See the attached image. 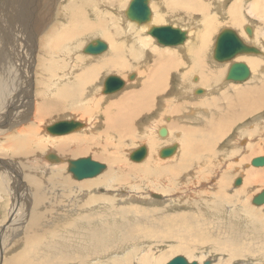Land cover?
<instances>
[{"label": "bare ground", "instance_id": "bare-ground-1", "mask_svg": "<svg viewBox=\"0 0 264 264\" xmlns=\"http://www.w3.org/2000/svg\"><path fill=\"white\" fill-rule=\"evenodd\" d=\"M130 1L0 0V105H6V109L0 107V200L2 193H11L14 198L13 217L0 227V249L5 235L13 230L10 239L21 250L11 248L8 255L20 264H48L38 260L40 251L56 246L52 237L75 248L73 252L61 246L54 248L57 253L61 248L59 259L66 263L74 258L97 257L94 264H106L104 258L119 255L113 250L120 245L143 241L131 252L123 251V258H110V264H166L171 253L151 248L159 240L171 242L186 236L193 240V246L208 244L206 231L199 229L200 216L194 215L199 213L181 212L156 220L139 205L121 207L123 199H139L144 204L170 200L174 204V197H188L185 200L194 210L201 209L204 218H209L207 213L218 218L222 233H234V238L209 240L225 247L229 261L264 248L261 231L248 229L249 217L244 213L256 191L264 188V165L257 172L240 167L251 164L249 155L256 150L254 146L261 153L264 148L258 143H264V0H212L216 16L207 19L191 7L202 0H147L150 17L144 23L125 16ZM114 12L123 18L121 27ZM184 18L188 22H183ZM58 20L65 21L56 23ZM47 25L55 35L42 33ZM153 25L177 26L184 30L186 39L174 48L158 45L147 32ZM246 27L251 35L245 32ZM227 28L260 53L235 55L223 63L215 61L216 37ZM36 36L45 57L32 52ZM95 39L104 42L106 49L98 55L83 53L86 44ZM13 45L16 47L11 48ZM147 60L160 66V72L145 67ZM236 61L250 70L244 82L225 80L230 64ZM126 62H134V69L126 70ZM109 75L119 77L123 86L106 95L102 93L103 82ZM32 84L45 88L38 89L44 94L38 100ZM149 87L162 88L150 92ZM197 89L201 93H196ZM111 97H117L118 102L108 101ZM204 98L207 103L198 106L196 102ZM62 112L82 127L56 140L58 137L49 135L46 127L70 120L56 117ZM51 119L53 122L48 123ZM161 127L167 132L162 139L154 134ZM173 131L177 132L176 140L169 135ZM136 137L140 140L133 143ZM252 138L261 141L251 145ZM173 144L176 151L162 158L160 150ZM140 145L146 146L145 157L139 163L129 162L130 153ZM14 154L27 155L28 164L14 163ZM78 155L104 161L105 169L91 179L72 180L66 169L70 158ZM231 173L236 174L232 184L236 176L242 179L240 187L228 186ZM154 186L166 194L172 190L179 193L169 199L156 192L150 193L154 200L139 198ZM204 186L211 187V194L206 190L197 194L196 188ZM95 188L103 189L104 194ZM243 190L240 199L238 194ZM22 198H28L22 200L25 205L19 204ZM248 207V212L264 217L261 210ZM91 210L94 212L88 213ZM147 210L157 214L152 208ZM130 216L132 220L127 221ZM60 221L66 229L80 234V239L67 234L65 240L71 244L61 240L56 228ZM255 239L260 240V246L249 247ZM181 251L189 253L186 245ZM257 260H264L262 250ZM206 261L212 264L210 259ZM254 261L237 263L257 264Z\"/></svg>", "mask_w": 264, "mask_h": 264}, {"label": "rangeland", "instance_id": "rangeland-1", "mask_svg": "<svg viewBox=\"0 0 264 264\" xmlns=\"http://www.w3.org/2000/svg\"><path fill=\"white\" fill-rule=\"evenodd\" d=\"M59 6H60V3H58L57 4V8H59ZM191 7L194 9V11H195V13L198 15V16H200L202 19H207V18H211V17H215L216 16V13H214V11H215V7H214V3L212 2V0H202V1H199L198 3H195V4H192L191 5ZM212 9H214V11H212ZM1 10H5L4 8H1ZM120 12V11H119ZM119 12H114V14H116V16H117V20H118V25H119V27H121V25H120V23H122V21H121V19H123L122 17H121V15H119ZM185 20H183V22H188L187 21V19L186 18H184ZM190 19L193 21V16H190ZM64 21L65 20H58V21H56V23L58 22V23H64ZM143 27V26H142ZM130 32H133L132 30H131V28L130 29H128ZM42 33L45 35V36H52V35H55V32L49 27V25H47V26H45L44 28H43V31H42ZM153 43V42H152ZM154 44H156L155 42H154ZM248 44H250V45H253L252 43H248ZM157 45V44H156ZM12 47H16L15 45H13V46H11V48ZM169 47V46H168ZM171 48H174V47H171ZM31 49H32V52H33V54L35 55H38V56H41V57H45L44 56V52L42 51V48H41V46H40V37L39 36H36L35 38H34V41H33V43L31 44ZM128 50H131L132 49V47H131V45H128V48H127ZM35 58V57H34ZM84 60H82V63L81 64H84ZM144 66L145 67H148L149 68V70L150 71H152V72H154V73H158V72H160V70H161V67L160 66H156V65H154V63H152V62H150V61H145L144 62ZM124 67H125V69L127 70V69H134V67H135V65H134V62H126L125 63V65H124ZM32 73H33V70H32ZM108 74H113V73H108ZM105 75V74H104ZM38 77H39V75H37ZM37 76H36V78H37ZM120 76V75H119ZM34 77V76H33ZM34 79V81H35V78H33ZM37 79H41V77H39V78H37ZM244 82V81H243ZM48 88V87H47ZM161 88L162 87H149V90H150V92L151 91H154V90H156V91H158V92H160L161 91ZM40 89H45L44 87H38V86H35V84L33 85L32 84V88H31V90L32 91H35L34 92V94H35V96H36V99L38 100V99H40V97H41V95H44L43 94V92H41V91H39ZM38 90V91H37ZM46 94H47V92H46ZM34 96V97H35ZM109 98V97H108ZM206 99L207 98H204V99H202V100H200V101H197L196 102V104L198 105V106H203V105H205L206 103H207V101H206ZM108 101H111V102H118V98L117 97H111L110 99H108ZM73 106H74V104L73 105H71V107H72V109H74L73 108ZM0 107H2V108H4V109H6V105L5 104H1L0 105ZM57 114V113H56ZM56 117H60V119H67L68 117H65L64 116V113L62 112V113H58L57 115H56ZM1 118H7L6 117V115H2V117ZM68 119H72V118H68ZM74 119V118H73ZM75 120H77V119H75ZM50 122H53V119H51L48 123H50ZM47 122L46 123H44L45 125H47L48 124ZM55 123V122H54ZM50 124H52V123H50ZM164 127H167L166 125H164ZM167 131H168V129H167ZM234 131H235V129H234ZM234 131L233 132H231L230 133V138L232 137V135H233V133H234ZM236 132V131H235ZM177 134V132L176 131H173V132H171L169 135H170V137H173L172 139L173 140H176V134ZM158 138H165V137H161L160 135L158 136V134H157V129H156V132L154 133ZM175 134V135H174ZM50 135V134H49ZM66 136H67V134H65ZM172 135V136H171ZM66 136H64V135H60V136H55V137H58L56 140H63L64 138H66ZM140 140V137H136V140H135V142H133V143H137L138 141ZM234 140H235V142L237 141L236 140V138H234ZM255 141V142H254ZM258 141H261V140H259V139H256L255 140V138H252V140L250 141L251 143V145H253V144H258V143H260L261 144V146H262V144H264V143H261V142H258ZM258 142V143H257ZM167 143H169V142H167ZM166 143V144H167ZM137 145V144H136ZM135 145V146H136ZM138 145H139V143H138ZM242 145H243V143H242ZM135 146H128V147H131V149L133 148V147H135ZM254 148L256 149L255 151H253L250 155H249V159L250 158H256V157H260V156H263L264 155V148H263V150H262V153L261 152H259L258 150H257V148H256V146H254ZM135 150V149H134ZM54 153V152H53ZM87 155H89V154H87ZM80 155H78V156H75V157H71L70 159L71 160H73V158L74 159H76V158H80V157H82V155L79 157ZM1 157V156H0ZM123 157V156H122ZM14 158L15 159H11L14 163H16V161H18L19 163H21V164H23V165H26V164H28V156L27 155H24V156H19L18 154H14ZM128 157H126V159H127ZM69 159V160H70ZM165 159V158H164ZM129 162H132V161H130V158L129 159H127ZM97 161V160H96ZM145 161V160H144ZM144 161H142V162H144ZM101 163H104V165H106V163L104 162V161H100ZM141 162V163H142ZM67 163H68V161H67ZM132 163H136V162H132ZM137 163H139V162H137ZM20 165H18V167H19ZM244 171H249V172H257L258 171V169L259 168H263V167H254V166H252L251 164L250 165H247V166H244V165H242V166H240ZM67 168H68V165H67ZM257 168V169H256ZM66 172H67V175L73 180L74 178L72 177V175H71V173L68 171V169H66ZM228 172V171H227ZM227 172H225V174H227ZM100 174V173H99ZM236 175V174H235ZM235 175H233L232 173L230 174V178H229V183H228V186H233V184H232V182L230 181L232 178H234L235 177ZM93 178V177H92ZM236 178H237V176H236ZM235 178V179H236ZM88 179H91V178H88ZM84 180H87V178L86 179H82V180H76V179H74V181H76V182H81V181H84ZM234 180V179H233ZM231 183V184H230ZM241 185H238L237 187H240ZM155 187V189L154 188H152V190L150 189V190H147L148 192L147 193H143L142 195H146V196H142V197H139V198H141V199H147V200H154V199H152V197H151V194L150 193H153V192H156V193H163V192H161L160 191V189L157 187V186H154ZM230 187H228V189H229V191H228V193L230 192H232L231 191V188ZM237 187H235V188H237ZM210 188L211 187H206V186H204V187H202V188H196V190H197V194H200V191L201 190H206V191H209L210 190ZM262 188V187H261ZM258 189L257 191H256V193L254 194V196L256 195V194H258L260 191H262L263 189ZM96 190H99V188H95ZM184 190V189H183ZM182 190V191H183ZM235 190V189H234ZM237 190V189H236ZM100 191V193H102V194H104V192H102L103 191V189H100L99 190ZM181 191V192H182ZM210 191H212V189L210 190ZM210 191L209 192H205V193H210ZM244 191L245 190H243V191H241L239 194H238V196H239V198L240 199H242L243 197H241L242 195H243V193H244ZM179 193V191H171V192H169L168 191V193L166 194V193H163V194H165V195H167V198L169 199V198H173L172 197V195H176L175 193ZM5 193H2L1 194V200H0V227L3 225V224H7V222L9 223V221L11 220V218L13 217V215H12V209L14 208V203H13V194H11V193H8V194H6V195H4ZM168 194H170L169 196H168ZM211 194V193H210ZM9 195V196H8ZM161 195V194H160ZM201 195V194H200ZM205 195H202L201 196V198H203ZM253 196V197H254ZM252 197V198H253ZM10 198H11V200H10ZM174 198H176V202L174 203V204H172L171 203V201L170 200H166V201H162L161 199V202L162 203H160V204H155V203H150V202H148V203H146V204H144V203H140V202H138L139 201V199H137V200H128V201H124V199L120 202V206L121 207H123V206H128V205H139L140 207H142V208H145L146 210L145 211H147L154 219H160L161 217H163V216H168V217H171V218H173V217H175L176 215H178L179 213H181V212H188V213H199V214H194V215H196V216H200L199 217V219H200V221L201 222H199V225H200V227H199V229L200 230H203L202 232H204V231H206V232H204V235L206 236V237H208L209 239H208V241H206L208 244H205V245H196V246H193V240L190 238V237H186V236H177L173 241H171V242H168V241H165V240H159L158 241V243H157V245H153V246H151V248H152V250L153 251H156V250H159V249H162V250H164V249H167L171 254V256L169 255L168 256V258H167V260H166V262H168L170 259H172V258H174V257H176V256H182V257H184L187 261H190V262H196V263H198V262H200V261H206V260H211L212 262V264H216V263H218V262H220V263H222V264H238L237 262H241V261H244V262H252L253 263V261H254V263H257V264H264V260H257L258 259V256H259V254L261 253V250H262V252H264V248H262V249H258L257 250V248L255 249V251L253 252V253H248V254H246L245 256H241V257H237V258H235L234 260L233 259H231L230 261L228 260V254H227V251H226V249H225V247L219 242V241H214L212 244L209 242V240L210 241H213V240H215V239H224L225 237H229V238H234V233H230L229 231H226L225 229V233H222L223 232V229H222V227H221V225L220 224H218V222H217V220H218V218H214L212 215L213 214H211V213H207L208 215H210L209 216V218H207V216H205L206 218H204V216L202 215V210L201 209H196V210H194V208L193 207H191V205H193V204H190V203H188V200H185L186 198H188V197H179V196H176V197H174ZM140 199V200H141ZM22 200H28V198H22L21 200H20V202L22 201ZM159 200V201H160ZM252 200V199H251ZM233 200L231 199L229 202L231 203ZM238 201H240V200H238ZM19 202V204L20 205H25V204H23V201L20 203ZM235 200H234V204H235ZM118 204H119V202H118ZM234 204H230V205H228L229 207L230 206H233L234 207ZM43 205V204H42ZM44 205H45V203H44ZM16 206L17 205H15V208H16ZM115 206H117L118 207V205L116 204ZM186 206V207H185ZM197 206H200V202L196 205V207ZM248 206H250V207H256V209L255 210H261V212L264 214V204L263 205H261V206H255V205H253L251 202H250V204L248 203ZM248 206H245V211H244V213L247 215V217H249V220H248V223H247V226H248V229L250 228V229H255V230H258V231H261V234H262V236L264 237V217H257L256 215H254V213H252V212H248L249 211V207ZM10 207V208H9ZM170 207H172V209L170 208ZM174 207V208H173ZM206 207H209L208 205H206ZM150 208H152V209H154L155 210V214H156V212H157V214L156 215H154V211L153 210H147V209H150ZM254 208H253V210H254ZM198 211V212H197ZM210 210H208V212H209ZM211 211H215V207L214 208H211ZM87 212V211H86ZM89 212H94V210H91V211H88V213ZM201 215H202V217H201ZM237 218V216H235V217H233V219H232V221H231V219H228V221L230 222V223H228V224H231L232 222H234L233 220L234 219H236ZM98 220V219H97ZM127 221H130V220H132V217L130 216V217H128L127 219H126ZM214 220H216V221H214ZM94 221V220H93ZM203 221H204V224H203V226H202V223H203ZM92 222V221H91ZM94 223V222H93ZM212 224V225H211ZM214 227V228H213ZM221 227V228H220ZM56 228H59V231H60V233L62 234V239L61 240H63L64 242H66V243H68L66 240H65V235H67V234H73L74 236H75V238L76 239H80V234H78L74 229H66L64 226H63V221H60L57 225H56ZM211 229V230H210ZM220 229H222V230H220ZM249 229V230H250ZM214 230V231H213ZM12 231L13 230H10V232H8L5 236H7L6 238H5V241L2 243V250L0 249V264H3V263H5V262H8L9 264H20L18 261H17V259L14 257V256H10V255H8L9 253H11V248H17V246L12 242L13 240H11L10 238L11 237H13L14 236V234L12 233ZM231 235H230V234ZM10 234V235H9ZM208 234V235H207ZM12 235V236H11ZM51 239H54V242H55V245L56 246H53V247H48V248H46V250L45 251H40V253H41V257H40V259L38 260V262H43V261H48V264H50V261H52V260H54V263H51V264H94L97 260H99V258H97V257H88V258H74L72 261H70V262H63V261H61L60 259H59V254H61V248L59 249V254L54 250V248L55 247H57V246H61V247H64V248H66L67 249V251H70V252H73V251H75V248L74 247H72V246H65L63 243H61L60 241H59V239L57 238V237H52ZM256 240V241H255ZM255 240H253V241H251L252 242V244L251 243H249V245H251V246H249V247H253L252 245H256L257 243H259L260 242V240H258V239H255ZM258 240V241H257ZM9 241V242H8ZM8 242V243H7ZM13 243L12 245H11V243ZM141 242H142V244H143V241H139V242H137V243H127V244H125V246H121L120 245V247L119 248H117V249H115V250H113V252L115 253V254H119V255H117V256H115V257H107V258H104V262L106 263V264H110L111 263V259L110 258H112V259H114V258H118V259H120V258H123V256L124 255H121V253L123 252V251H125V252H131V250L132 249H134V248H138V246H139V244H141ZM247 242V241H246ZM246 242H245V244H246ZM10 243V244H9ZM242 243H244V242H242ZM6 244V245H5ZM68 244H71V243H68ZM141 244V245H142ZM260 244V243H259ZM259 244H257L258 246H260ZM11 245V247H10V250L9 249H6V248H8V246H10ZM73 245H77V246H79L78 244H73ZM184 245H186L187 247H188V249H189V253H187V254H185V253H183L182 251H181V248L184 246ZM199 246H201V247H199ZM258 246H256V247H258ZM143 247H147V244L146 245H143ZM155 248V249H154ZM255 248V247H254ZM7 250H9V251H7ZM21 250V248H17L16 250H14V251H20ZM260 251V252H259ZM17 252V253H18ZM259 253V254H258ZM173 255V256H172ZM256 256V257H255ZM8 257V258H7ZM4 258V259H3ZM6 258V259H5ZM107 259V262L105 261ZM117 259V260H118ZM199 259H200V261H199ZM241 259H245V260H241ZM4 260H6V261H4ZM101 260H103V259H101ZM263 261V262H262ZM205 263V262H204ZM203 262H202V264H204ZM100 264V263H99Z\"/></svg>", "mask_w": 264, "mask_h": 264}, {"label": "water", "instance_id": "water-1", "mask_svg": "<svg viewBox=\"0 0 264 264\" xmlns=\"http://www.w3.org/2000/svg\"><path fill=\"white\" fill-rule=\"evenodd\" d=\"M125 16L130 21H135L137 23H144L148 21L150 17V10L147 6V0H131L128 8L125 11ZM148 32V35L153 37L158 45L161 46H169L175 47L183 44L186 39V33L183 29L177 26L170 25H153ZM245 32L247 35H251V29L249 27L245 28ZM106 49V45L104 42L100 41V39H95L92 42L86 44L83 49V53L90 55H98L102 51ZM259 54L260 51L254 47L245 44L238 37L236 32L232 29H223L215 40V45L213 49V58L215 61L219 63L226 62L233 58L235 55L239 54ZM250 75V70L248 66L243 62H233L230 64L228 71L225 75V80L233 81V82H243ZM129 79L133 78V74H131ZM123 86V81L115 76L109 75L103 82L102 93L106 95L113 94L118 89ZM201 89H197L196 93H201ZM82 124L78 121H74L72 119L68 121H59L55 122L46 127V131L53 136H60L68 134L76 129H80ZM158 134L161 137H165L167 132L164 127H161L158 131ZM176 145H170L167 147H163L159 155L162 158L169 157L176 151ZM146 146L140 145L135 150H133L129 158L131 161L139 162L146 155ZM50 160H54V156H49ZM252 166L259 167L264 165V156L254 158L251 161ZM105 169V166L97 161H93L90 157L79 158L77 160H70L68 171L71 173L72 177L76 180H81L84 178H90L98 175L101 171ZM242 179L237 177L234 180V186L240 185ZM155 197H159L155 195ZM251 203L255 206H261L264 204V189L256 194ZM166 264H197L196 262H188L182 256H176L169 260ZM204 264H209L206 261Z\"/></svg>", "mask_w": 264, "mask_h": 264}]
</instances>
